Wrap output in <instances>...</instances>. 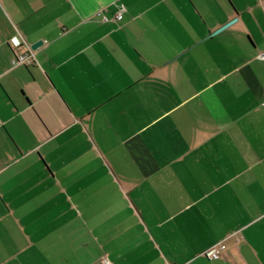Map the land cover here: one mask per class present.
I'll return each instance as SVG.
<instances>
[{
    "label": "crops",
    "instance_id": "1",
    "mask_svg": "<svg viewBox=\"0 0 264 264\" xmlns=\"http://www.w3.org/2000/svg\"><path fill=\"white\" fill-rule=\"evenodd\" d=\"M260 53L264 0H0V264H264Z\"/></svg>",
    "mask_w": 264,
    "mask_h": 264
},
{
    "label": "built area",
    "instance_id": "2",
    "mask_svg": "<svg viewBox=\"0 0 264 264\" xmlns=\"http://www.w3.org/2000/svg\"><path fill=\"white\" fill-rule=\"evenodd\" d=\"M125 12V8H121V11L118 13L117 18L121 19L123 13ZM10 47L14 54V59L12 61L13 65L19 66H31L34 64V53L32 50H23L24 44L22 40L18 37H14L10 40ZM258 58L264 61V53H260ZM227 251V246L224 243H219L211 248H209L204 255L209 260H219L223 253ZM105 264H110L107 260L104 262Z\"/></svg>",
    "mask_w": 264,
    "mask_h": 264
},
{
    "label": "water",
    "instance_id": "3",
    "mask_svg": "<svg viewBox=\"0 0 264 264\" xmlns=\"http://www.w3.org/2000/svg\"><path fill=\"white\" fill-rule=\"evenodd\" d=\"M232 23H234V22H232ZM229 25H231V24H228V25L225 26L224 28L220 29L219 31L216 32V34L219 33V32H221L223 29H225V28L228 27ZM41 45H42V42H39V43L35 44V45L32 47V49H33V50H36V49H37L39 46H41Z\"/></svg>",
    "mask_w": 264,
    "mask_h": 264
}]
</instances>
